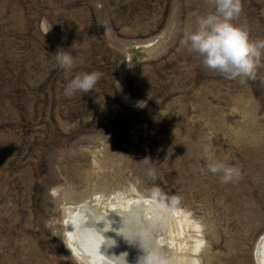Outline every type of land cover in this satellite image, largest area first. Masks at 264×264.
Masks as SVG:
<instances>
[{"label":"rangeland","instance_id":"1","mask_svg":"<svg viewBox=\"0 0 264 264\" xmlns=\"http://www.w3.org/2000/svg\"><path fill=\"white\" fill-rule=\"evenodd\" d=\"M242 3L236 23L264 39V0ZM212 12L208 0H0V264H82L67 209L152 200L154 187L180 197L159 230L167 264H257L264 67L241 83L188 51L185 35ZM92 71L103 73L92 91L65 95ZM210 159L241 178L222 183Z\"/></svg>","mask_w":264,"mask_h":264},{"label":"clouds","instance_id":"2","mask_svg":"<svg viewBox=\"0 0 264 264\" xmlns=\"http://www.w3.org/2000/svg\"><path fill=\"white\" fill-rule=\"evenodd\" d=\"M208 4L214 7V12L200 17L196 29L185 35L184 44L188 51L197 53L203 58L204 67L220 73L225 78H239L241 83L254 80L258 70L264 67L261 62L264 55V39H253L247 24L236 23L243 11L242 0H208ZM55 58L61 68L73 67V57L69 51L58 50ZM102 76L100 71L77 75L66 86L65 95L70 98L78 91L85 94L92 91ZM142 161L145 165L151 163V159L147 157ZM207 168L213 174L222 173L221 182L224 184L241 178V169L229 165L224 160L210 159ZM146 175L150 179H156L155 169L149 166ZM151 196L169 213L179 208L180 197H169L159 187L151 190ZM139 214V209H134L131 213L134 218ZM141 247L143 252L138 257L137 264H167L160 254L150 247L142 243Z\"/></svg>","mask_w":264,"mask_h":264},{"label":"bare ground","instance_id":"3","mask_svg":"<svg viewBox=\"0 0 264 264\" xmlns=\"http://www.w3.org/2000/svg\"><path fill=\"white\" fill-rule=\"evenodd\" d=\"M81 201L67 209L64 225L70 249L82 264H124V260L126 264H137L143 252L141 243L164 259L165 242H161L159 230L168 218H177L181 213H169L153 199L124 201L114 198L100 202L94 198ZM134 209L140 210L135 218L131 215ZM169 239L172 241L171 236ZM256 252V263L264 264V235Z\"/></svg>","mask_w":264,"mask_h":264}]
</instances>
